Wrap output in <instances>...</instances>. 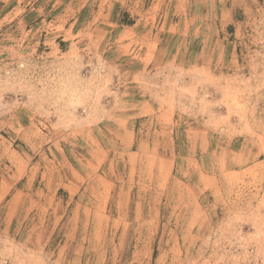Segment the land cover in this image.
Returning a JSON list of instances; mask_svg holds the SVG:
<instances>
[{"label": "rangeland", "instance_id": "374dc122", "mask_svg": "<svg viewBox=\"0 0 264 264\" xmlns=\"http://www.w3.org/2000/svg\"><path fill=\"white\" fill-rule=\"evenodd\" d=\"M0 264H264V0H0Z\"/></svg>", "mask_w": 264, "mask_h": 264}]
</instances>
